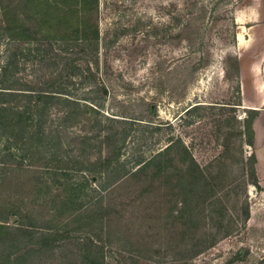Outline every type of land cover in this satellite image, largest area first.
Wrapping results in <instances>:
<instances>
[{
	"label": "trees",
	"instance_id": "16d2710c",
	"mask_svg": "<svg viewBox=\"0 0 264 264\" xmlns=\"http://www.w3.org/2000/svg\"><path fill=\"white\" fill-rule=\"evenodd\" d=\"M98 7L99 0H0V47L7 44V55L0 63V242L6 240L12 246L5 255L0 254V264H30L44 251H56L59 244L71 240L77 241L73 260L65 258L54 264H108L112 256L92 232L100 224L111 234L114 220L108 211L107 194L132 181L143 184L164 178L167 189L174 192L181 188L185 196L201 188L216 193L233 184V180L216 182L218 175H213L212 168L217 167L221 178L238 171L237 178L249 176L251 184L259 186L253 127L258 110L252 108H246L243 118L233 114L221 125L231 124L232 128L222 151L229 163L215 159L202 167L178 138L153 156L134 158L135 170L127 167L131 161L124 158L123 149L128 128L117 125L149 124L157 116V104L131 96L120 100L107 78L93 66L90 55L101 38L95 17ZM203 17V8L188 17L176 39L193 45L197 37L194 26ZM68 48L87 52L83 65H70ZM210 56L207 51L186 62L177 73L187 76L180 85L191 82L194 70L203 63L208 65ZM28 61L32 65L27 73ZM224 67L227 73L233 69L240 79L237 55H227ZM171 74L174 70L168 72ZM178 88L172 86L171 91L178 92ZM108 98L116 109H106ZM200 105L186 112L192 114ZM245 145L251 147L249 156ZM243 183L246 187L247 180ZM25 186L39 217L33 214L31 223L18 219L11 226L12 210L20 214L27 203L20 196L16 205L13 192L20 195ZM231 187L233 191L235 186ZM179 203L182 206H174L172 215L186 225L193 219L189 200ZM216 240L215 236L206 244L200 241L192 255Z\"/></svg>",
	"mask_w": 264,
	"mask_h": 264
},
{
	"label": "rangeland",
	"instance_id": "374dc122",
	"mask_svg": "<svg viewBox=\"0 0 264 264\" xmlns=\"http://www.w3.org/2000/svg\"><path fill=\"white\" fill-rule=\"evenodd\" d=\"M258 6L264 12V0H99L95 17L101 38L98 48L90 55V60L95 62L93 66L107 78V84L120 100L131 96L157 104V116L149 124L117 125L128 128L123 152L124 158L131 161L127 163L129 169L132 166L136 169V157L153 156L178 138L189 146L202 167L215 159L227 160L222 154L223 144L232 128L231 124L223 128L221 125L233 114L238 119L243 118L249 108L246 106L256 104L257 95L253 90V75L245 72L243 79L238 80L233 69L225 72L224 60L229 54L237 55L240 69L259 66L258 74L264 79L261 69L264 16L258 17ZM201 8L204 17L194 26L195 43L178 41V31L187 18L200 13ZM22 13L25 14V9ZM6 49V43L0 47V63L5 60ZM207 51L211 54L209 64L197 66L193 80L180 85L187 78L177 75L181 67ZM67 53L70 65H83L88 57L86 51L76 48H68ZM31 65L32 61H28L27 73ZM170 70H174L176 76L168 75ZM172 86H178L179 91H171ZM232 103L236 108L229 107ZM195 104L202 105L192 114L186 112ZM111 108L116 109L108 98L106 109ZM245 153L248 156L252 153L250 146L245 145ZM258 155L259 186L251 184L249 176L237 178L238 171L227 175L226 179L221 178L219 169L214 167L212 173L218 175L216 182L233 180V191L227 185L216 193L201 188L185 196L181 188L174 192L167 189L162 178L143 184L132 181L109 192L107 206L114 220L111 234L107 226L100 224L92 232L106 246L108 256L111 254L108 264H264V150H259ZM217 164L215 162L214 166ZM222 173L225 175L224 170ZM171 181L176 183L175 178ZM3 188L7 192L8 185ZM26 188L20 195L13 192L15 204L20 196L27 203L20 209L22 214L11 211V226L18 219L31 223L33 214L39 217L37 208L29 202L31 195ZM184 198L189 200V214L193 215L186 225L172 215L174 206H182L179 202ZM40 211L47 212L43 208ZM192 222L197 229L190 226ZM75 235L83 236V233ZM215 236V243L192 255L200 241L206 244ZM66 242L59 244L56 251H44L30 264L73 260L77 241ZM108 242L112 243L110 247H107ZM10 248L6 240L0 242V254L5 255Z\"/></svg>",
	"mask_w": 264,
	"mask_h": 264
},
{
	"label": "crops",
	"instance_id": "0c3cea01",
	"mask_svg": "<svg viewBox=\"0 0 264 264\" xmlns=\"http://www.w3.org/2000/svg\"><path fill=\"white\" fill-rule=\"evenodd\" d=\"M253 11V8H252ZM244 12V11H241ZM257 12H258V17H263L264 16V12H263V8L261 9L259 6L257 8ZM248 15V14H247ZM251 17H254V14H250ZM239 39H240V35H239ZM259 66H253L250 65L249 70L246 69L245 71L240 69V78L243 79L242 76H244L245 72H249L251 73V75H253V90L255 89L256 91V95H257V101L256 104H254V106H246L252 109H256L258 110V115L254 120L253 123V127L255 130V152L257 155V165H259V155L258 152L259 150H264V79H262L258 73H260V67L258 70ZM261 69H263L262 71V75L264 74V64L261 66ZM244 71V72H243ZM255 78V79H254ZM264 78V76H263ZM249 101V100H247ZM246 102V101H245ZM257 170L259 171V167L257 166Z\"/></svg>",
	"mask_w": 264,
	"mask_h": 264
}]
</instances>
